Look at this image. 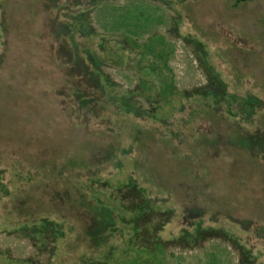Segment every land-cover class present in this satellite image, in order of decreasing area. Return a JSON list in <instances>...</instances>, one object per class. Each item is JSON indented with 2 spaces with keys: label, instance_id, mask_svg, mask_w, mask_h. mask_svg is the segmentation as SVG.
<instances>
[{
  "label": "rangeland",
  "instance_id": "1",
  "mask_svg": "<svg viewBox=\"0 0 264 264\" xmlns=\"http://www.w3.org/2000/svg\"><path fill=\"white\" fill-rule=\"evenodd\" d=\"M0 264H264V0H0Z\"/></svg>",
  "mask_w": 264,
  "mask_h": 264
},
{
  "label": "trees",
  "instance_id": "2",
  "mask_svg": "<svg viewBox=\"0 0 264 264\" xmlns=\"http://www.w3.org/2000/svg\"><path fill=\"white\" fill-rule=\"evenodd\" d=\"M168 87H170V88H171V85H168Z\"/></svg>",
  "mask_w": 264,
  "mask_h": 264
}]
</instances>
